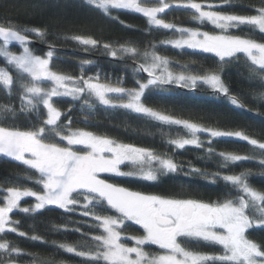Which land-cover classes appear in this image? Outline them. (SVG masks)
<instances>
[{
  "label": "snow or ice",
  "instance_id": "1",
  "mask_svg": "<svg viewBox=\"0 0 264 264\" xmlns=\"http://www.w3.org/2000/svg\"><path fill=\"white\" fill-rule=\"evenodd\" d=\"M82 2L113 19L120 12L141 15L156 30L178 33L177 38L163 40L161 45L211 54L217 58L218 67H241L243 60L249 79L258 80L264 87V0L247 5L254 9L250 15L225 11L226 6H233V0ZM171 8L189 10L198 26L177 27L166 22L163 14ZM207 25L212 30H204ZM257 32L260 40L254 38ZM36 38L49 45L43 54L33 47ZM71 39L85 52L102 46L110 57L131 60L135 86L126 87L121 77L112 82L99 70L87 75L85 66L93 63L88 59L81 60L78 76L56 71L46 29L11 21L0 23V91L5 94L0 103V159L18 162L25 169V177L39 186L35 190L6 180L9 186L0 188V264H21L17 257L23 254L22 249L10 234L26 237L27 233L13 213L34 215L48 207L90 218L75 227L80 233L76 243L58 245L63 252L80 258L79 264H264V242L250 238V230H264V191L250 184V168L238 174L222 171L255 160L264 175V142L244 131L205 127L145 103L146 94L154 90L207 85L215 97L224 96L232 106L242 109L244 105L230 94L221 75L213 69L195 75L175 73L170 59L151 43V51L141 53L132 45H100L96 39L81 35ZM63 98L82 102L88 111H95L97 106L105 112L124 110L170 129L181 127L187 135L170 139V151L186 146L203 149L208 159L218 156V168L209 173L191 162L185 166L173 155L158 154L90 130L94 126L87 121L83 127H74L67 112L58 107L67 102ZM218 140L246 141L259 156L216 153L213 143ZM180 174L212 184L222 181L223 198L204 201L183 195L146 194L111 182L119 177L157 183L163 176ZM183 183L190 185L192 181ZM25 198H32L34 203L25 206ZM129 222L142 232L128 234ZM64 230H68L66 225ZM28 238L42 241L37 235Z\"/></svg>",
  "mask_w": 264,
  "mask_h": 264
},
{
  "label": "trees",
  "instance_id": "2",
  "mask_svg": "<svg viewBox=\"0 0 264 264\" xmlns=\"http://www.w3.org/2000/svg\"><path fill=\"white\" fill-rule=\"evenodd\" d=\"M199 1L206 2V0ZM259 2L260 0H233V6L231 8L226 6L224 10L239 15H250L254 14V9L247 5H257ZM188 19L182 13L165 17L166 22L176 26H198L192 21L188 24ZM6 21L14 22L19 26L46 29L54 49V70L68 75H80L81 60L88 59L93 63L85 66L87 75H93L99 70L102 77L107 75L112 82H115L117 77H121L126 87L135 86L131 60H117L110 57L102 46L85 52L83 46L71 39L77 35L96 39L100 45L108 43L113 47L121 44L136 46L141 53L146 49L151 51L149 44H155L159 53L170 59L171 70L175 73L183 71L185 74L195 75L213 69L221 75L230 94L244 105L242 109L232 106L224 96L215 97L212 90L205 85H199L195 89H177L171 86L168 91L154 90L146 94L145 103L147 106L178 118L189 119L205 127L244 131L251 138L264 142V99H261L264 96V87L258 80L249 79L248 70L243 67V60L240 62L241 67L235 64L218 67L217 58L210 54L194 53L187 49L177 50L160 44L163 40L176 38V33L156 30L148 25L144 18L131 12H120L116 19L104 16L83 4L82 0H0V23ZM204 30H212V26L207 25ZM254 38L260 40V34L257 32ZM34 40L43 46V48L34 47L37 53L43 54L47 51L48 44L38 38ZM4 100L5 94L0 91V103ZM64 100L67 102L60 103L58 107L67 112L74 127H83V122L87 121L94 126L90 130L107 134L125 143L151 148L158 154L173 155L178 163L185 166L191 162L209 173L218 168V156L208 159L203 149L186 146L183 150L170 151L173 147L168 143L170 139L187 135L181 127L173 126L170 129L154 121L138 119L134 114L124 110L105 112L97 106L95 111H88L82 102ZM201 138L204 139V136L202 135ZM213 147L216 153L233 152L257 158L259 156L258 151H254L246 141L218 140L214 141ZM248 168L252 170V174L248 177L250 184L257 190L264 191V175L260 174L261 170L255 160L245 161L241 166H232L222 171L238 174ZM24 173V167L19 166L18 162L0 159V188L9 186L5 183L7 180L39 190V186L29 181ZM187 179H191L190 185L183 183ZM111 182L146 194L183 195L204 201L223 198L222 181L212 184L204 178H189L183 174L178 177L163 176L157 183L119 177L113 178ZM31 203H34L32 198H25L22 201L25 206ZM13 216L21 221L20 228L27 233L26 237L10 234V238L22 249L23 254L17 257L21 264H79L80 258L63 252L58 249V245L76 243L80 233L74 230L75 227L82 219L90 220V218H82L78 213L66 214L54 207H48L34 215L14 212ZM65 225L67 231L64 230ZM250 231L252 240L264 242V230ZM141 232L138 226L129 223L128 234ZM31 235L41 237L42 241L33 242L28 238ZM153 250L156 249L153 247Z\"/></svg>",
  "mask_w": 264,
  "mask_h": 264
},
{
  "label": "flooded vegetation",
  "instance_id": "3",
  "mask_svg": "<svg viewBox=\"0 0 264 264\" xmlns=\"http://www.w3.org/2000/svg\"><path fill=\"white\" fill-rule=\"evenodd\" d=\"M197 2H205V1H199V0H197ZM132 13V12H131ZM180 14V13H182L184 16H186V17H188L189 19H188V24L190 23V21H192V22H194V23H196L195 21H193V18H192V15H191V13H190V11L189 10H186V9H177V8H171V9H169V10H166V13L165 14H163V16H164V19H165V17L167 16V15H176V14ZM141 17V16H140ZM143 18V17H142ZM145 20H146V18H144ZM177 27H189V26H177Z\"/></svg>",
  "mask_w": 264,
  "mask_h": 264
},
{
  "label": "water",
  "instance_id": "4",
  "mask_svg": "<svg viewBox=\"0 0 264 264\" xmlns=\"http://www.w3.org/2000/svg\"><path fill=\"white\" fill-rule=\"evenodd\" d=\"M135 14V13H134ZM135 15H138V14H135ZM138 16H141V15H138ZM142 17V16H141ZM144 18V17H143ZM33 47H40V48H43L42 45H40L36 40H34L33 42ZM46 49H48V47H46ZM146 75V74H144ZM172 87H175V86H172ZM177 89H181V87H176Z\"/></svg>",
  "mask_w": 264,
  "mask_h": 264
},
{
  "label": "rangeland",
  "instance_id": "5",
  "mask_svg": "<svg viewBox=\"0 0 264 264\" xmlns=\"http://www.w3.org/2000/svg\"><path fill=\"white\" fill-rule=\"evenodd\" d=\"M194 21V20H193ZM176 38L178 37V33H176ZM169 47H171V46H169ZM14 50H15V48H14ZM188 50V49H187ZM211 55V54H210ZM206 87H208L207 85H205ZM209 88V87H208ZM63 99H67V100H69V101H71V99L70 98H63ZM129 223H131V222H129ZM137 226V225H136ZM139 227V226H138ZM131 243V242H130ZM152 247H154L155 248V246H152ZM155 251H158L157 249L155 250Z\"/></svg>",
  "mask_w": 264,
  "mask_h": 264
}]
</instances>
